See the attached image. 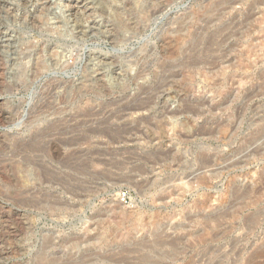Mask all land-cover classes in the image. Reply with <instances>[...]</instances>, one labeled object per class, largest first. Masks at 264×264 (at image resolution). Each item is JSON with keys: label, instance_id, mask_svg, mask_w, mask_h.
Masks as SVG:
<instances>
[{"label": "rangeland", "instance_id": "374dc122", "mask_svg": "<svg viewBox=\"0 0 264 264\" xmlns=\"http://www.w3.org/2000/svg\"><path fill=\"white\" fill-rule=\"evenodd\" d=\"M0 264H264V0H0Z\"/></svg>", "mask_w": 264, "mask_h": 264}]
</instances>
